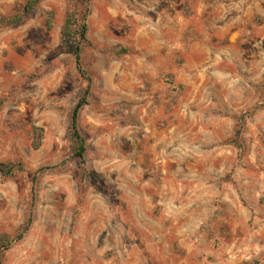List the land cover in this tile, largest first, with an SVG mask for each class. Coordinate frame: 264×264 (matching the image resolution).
I'll return each instance as SVG.
<instances>
[{"label": "rangeland", "instance_id": "obj_1", "mask_svg": "<svg viewBox=\"0 0 264 264\" xmlns=\"http://www.w3.org/2000/svg\"><path fill=\"white\" fill-rule=\"evenodd\" d=\"M27 1L0 0V264H264V0H89L78 63L76 0Z\"/></svg>", "mask_w": 264, "mask_h": 264}, {"label": "trees", "instance_id": "obj_2", "mask_svg": "<svg viewBox=\"0 0 264 264\" xmlns=\"http://www.w3.org/2000/svg\"><path fill=\"white\" fill-rule=\"evenodd\" d=\"M40 0H28L23 7L24 12L31 11ZM89 0H76V5L78 11L67 12L61 30L62 44L67 45L65 38L71 37L76 40L75 44L71 46L70 50L73 53L76 63L80 60V47L81 43L86 41V11L87 3ZM22 15H14L11 17H1L0 18V27L14 24L16 22H21ZM87 104L85 95H83L73 106L70 111L69 121H68V133L72 142V153L73 157L77 158L79 161H82L86 151L85 140L82 137L79 128H78V115L82 107ZM0 172L2 175L6 176L10 170L9 168L0 163ZM33 207V203L31 205ZM33 218V213H28L26 222L22 227V230L18 233L16 239L19 240L22 238L23 234L28 230ZM10 242L3 241V246H8Z\"/></svg>", "mask_w": 264, "mask_h": 264}]
</instances>
